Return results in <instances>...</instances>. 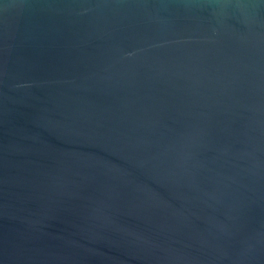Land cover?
Masks as SVG:
<instances>
[{"label": "water", "instance_id": "water-1", "mask_svg": "<svg viewBox=\"0 0 264 264\" xmlns=\"http://www.w3.org/2000/svg\"><path fill=\"white\" fill-rule=\"evenodd\" d=\"M0 264H264V0H0Z\"/></svg>", "mask_w": 264, "mask_h": 264}]
</instances>
